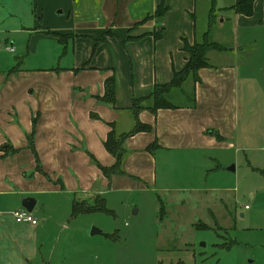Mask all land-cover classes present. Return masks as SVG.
Masks as SVG:
<instances>
[{
  "label": "crops",
  "instance_id": "obj_1",
  "mask_svg": "<svg viewBox=\"0 0 264 264\" xmlns=\"http://www.w3.org/2000/svg\"><path fill=\"white\" fill-rule=\"evenodd\" d=\"M17 1L22 0L6 2L5 7L14 9ZM229 1L227 5L219 0L216 7L215 0V9L221 18L218 25L227 17L233 40L235 30L264 26V0H253L249 17L225 10L234 3ZM23 2L26 16L12 31L28 34L33 50L41 43V53L51 62L34 69L0 71V264H8L6 249L21 252L28 243L31 256L24 261V253L16 256L23 264L35 258L37 233L48 222L41 215L44 202L37 198L41 193L57 194L66 183L71 194L86 202L95 196L101 199L104 188L120 182L144 187L154 182V150L205 151L225 136L232 138L236 84L241 78L231 63L233 46L226 48L228 52H208L207 59L216 56L222 62L211 65L208 59L209 67L197 71L193 107L158 109L154 114L139 109L137 121L151 130L123 141L121 166L129 177L113 175L108 183L90 156L103 167L114 163L102 145L109 125L117 135L129 132L135 124L132 101L142 100L139 105L144 106L154 85L168 83L172 71L184 67L181 39L188 44L203 39L205 32L199 36L194 32V0ZM159 5L166 10L154 17ZM12 9L8 16L15 17ZM220 14L227 16L222 19ZM107 79L113 80V104L99 101ZM30 133L37 165L46 177L36 172L27 148ZM9 149L17 152L6 153ZM24 197L34 200L33 226L15 223L12 217L22 209Z\"/></svg>",
  "mask_w": 264,
  "mask_h": 264
},
{
  "label": "rangeland",
  "instance_id": "obj_2",
  "mask_svg": "<svg viewBox=\"0 0 264 264\" xmlns=\"http://www.w3.org/2000/svg\"><path fill=\"white\" fill-rule=\"evenodd\" d=\"M10 1L0 0V71L50 64L41 43L33 50L28 34L12 31L26 12L24 0L14 9L5 7ZM208 6L207 0H194L196 36L207 32ZM8 9L15 10V17L8 16ZM214 15L208 40L233 46L231 63L241 76L233 137L205 151L154 150V182L104 188L98 211L77 212L99 197L80 201L68 191L70 184H62L57 194L41 193V215L48 222L37 233L35 258L28 264H264V26L235 30L233 40L227 15L220 14L226 17L221 25L218 11ZM208 59L211 65L222 62L216 56ZM182 88L191 96L190 80ZM173 95L183 104L179 94ZM119 170L117 176L129 177L121 165ZM92 229L99 233L90 235ZM22 248L6 249V262L21 264L16 255L24 253L23 261L31 256L30 243Z\"/></svg>",
  "mask_w": 264,
  "mask_h": 264
},
{
  "label": "trees",
  "instance_id": "obj_3",
  "mask_svg": "<svg viewBox=\"0 0 264 264\" xmlns=\"http://www.w3.org/2000/svg\"><path fill=\"white\" fill-rule=\"evenodd\" d=\"M252 3L253 0H234V3L231 7L226 8L232 12V14L242 15L245 17H249L252 15ZM207 10V32L211 26V24L215 20V0H209ZM264 8V2H263ZM166 8L161 5L157 6L153 16L159 17L165 12ZM191 18V15L189 14ZM262 25H264V17L262 20ZM204 33L203 39L200 42H193L192 44H188L184 39H181V51L186 55V61L184 67L178 71H172L171 80L164 85H154L151 93L143 99L146 101L145 105H139L142 100H133L132 101V112L134 115L135 124L133 128L123 134H115L111 125H109L110 130L106 135V138L103 142L104 150L112 156L114 159V163L109 167L100 166L98 163L94 161V159L90 156V160L93 162L95 167L99 170L101 175L106 179L109 183L110 178L113 175H119L122 171L119 170V166L121 165L122 157L124 156V150L122 148L123 141L138 132H150L151 128L148 125L140 124L136 119V113L139 109H145L151 114H154L158 109H176V108H191L194 105V84L198 82L197 71L202 68H208V62L206 58V54L210 51L213 52H225L227 49L222 45L208 40V33ZM159 35V33H158ZM157 35V36H158ZM186 80L191 81V96H187L183 91L182 85ZM173 92H176L183 99V104L181 100L177 99V95H173ZM114 85L112 79H107L104 82V92L99 101L103 103L113 104L114 98ZM175 104L171 100H175ZM32 133H30L27 139V148L31 151L34 156V160L37 166V157L34 153L32 142H31ZM155 145V144H154ZM149 150V149H148ZM17 152L16 150L9 149L6 153L13 154ZM37 170V168H36ZM40 171V170H39ZM38 171V172H39ZM37 172V171H36ZM60 187V185H59ZM96 204L92 206H83L78 208L77 212H89V211H98L102 209V199H97ZM100 201V202H99ZM174 264H184L182 261H177Z\"/></svg>",
  "mask_w": 264,
  "mask_h": 264
},
{
  "label": "built area",
  "instance_id": "obj_4",
  "mask_svg": "<svg viewBox=\"0 0 264 264\" xmlns=\"http://www.w3.org/2000/svg\"><path fill=\"white\" fill-rule=\"evenodd\" d=\"M1 46V43H0ZM6 52L11 53L12 49L9 47H4ZM12 217L15 223L19 224H29L31 226L36 224L35 219L32 217L30 212H26L24 209L16 210L12 213Z\"/></svg>",
  "mask_w": 264,
  "mask_h": 264
},
{
  "label": "water",
  "instance_id": "obj_5",
  "mask_svg": "<svg viewBox=\"0 0 264 264\" xmlns=\"http://www.w3.org/2000/svg\"><path fill=\"white\" fill-rule=\"evenodd\" d=\"M229 171L232 169H228ZM34 205V200L30 197H24L22 199H20V206L22 207V209H24L26 212H31L32 207ZM99 231L96 229H92L90 231V235H95L98 234Z\"/></svg>",
  "mask_w": 264,
  "mask_h": 264
}]
</instances>
